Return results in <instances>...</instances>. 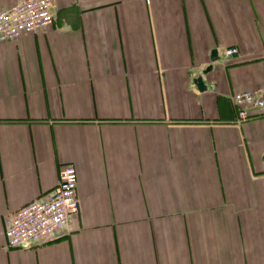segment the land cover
<instances>
[{"label": "crops", "instance_id": "1", "mask_svg": "<svg viewBox=\"0 0 264 264\" xmlns=\"http://www.w3.org/2000/svg\"><path fill=\"white\" fill-rule=\"evenodd\" d=\"M263 84L264 0H54L0 41V264H264V114L231 98ZM63 165L77 214L8 247Z\"/></svg>", "mask_w": 264, "mask_h": 264}, {"label": "built area", "instance_id": "2", "mask_svg": "<svg viewBox=\"0 0 264 264\" xmlns=\"http://www.w3.org/2000/svg\"><path fill=\"white\" fill-rule=\"evenodd\" d=\"M54 20V0H19L0 9V41L32 34ZM236 48L227 49V53ZM237 120L246 119L252 110L264 114V84L236 91L231 95ZM77 171L73 165L58 170L57 184L4 217L3 232L8 247L37 244L65 226L78 212Z\"/></svg>", "mask_w": 264, "mask_h": 264}, {"label": "water", "instance_id": "3", "mask_svg": "<svg viewBox=\"0 0 264 264\" xmlns=\"http://www.w3.org/2000/svg\"><path fill=\"white\" fill-rule=\"evenodd\" d=\"M221 60H222V57L220 55L219 49L218 48L211 49V51L209 52V62L202 68L200 73L195 74L191 78V84L195 85L199 90L206 89L207 82L203 78L202 75L212 69L214 62L221 61ZM26 245H28L27 242L22 243V246H26Z\"/></svg>", "mask_w": 264, "mask_h": 264}]
</instances>
